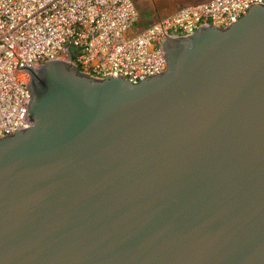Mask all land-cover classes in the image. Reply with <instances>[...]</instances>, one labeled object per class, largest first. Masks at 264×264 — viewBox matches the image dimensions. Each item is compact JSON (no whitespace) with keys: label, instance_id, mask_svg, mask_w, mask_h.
<instances>
[{"label":"water","instance_id":"95a60500","mask_svg":"<svg viewBox=\"0 0 264 264\" xmlns=\"http://www.w3.org/2000/svg\"><path fill=\"white\" fill-rule=\"evenodd\" d=\"M131 84L52 60L0 138V264H264V7L166 37Z\"/></svg>","mask_w":264,"mask_h":264},{"label":"built area","instance_id":"2783aa9c","mask_svg":"<svg viewBox=\"0 0 264 264\" xmlns=\"http://www.w3.org/2000/svg\"><path fill=\"white\" fill-rule=\"evenodd\" d=\"M264 0L189 2L135 31L131 0H0V138L29 129V73L66 61L94 79L137 84L167 69L166 37L185 38L204 26L225 29Z\"/></svg>","mask_w":264,"mask_h":264},{"label":"rangeland","instance_id":"374dc122","mask_svg":"<svg viewBox=\"0 0 264 264\" xmlns=\"http://www.w3.org/2000/svg\"><path fill=\"white\" fill-rule=\"evenodd\" d=\"M138 12V23L134 27L135 31H139L142 27L147 26L163 16H166L180 6L189 2H198L203 0H131Z\"/></svg>","mask_w":264,"mask_h":264}]
</instances>
